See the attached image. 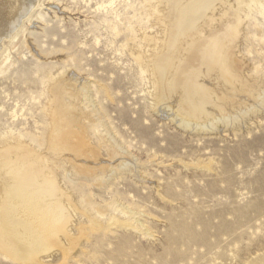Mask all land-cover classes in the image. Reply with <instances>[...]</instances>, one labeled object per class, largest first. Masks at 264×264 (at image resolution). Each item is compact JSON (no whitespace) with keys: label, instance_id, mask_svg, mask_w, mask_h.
<instances>
[{"label":"rangeland","instance_id":"obj_1","mask_svg":"<svg viewBox=\"0 0 264 264\" xmlns=\"http://www.w3.org/2000/svg\"><path fill=\"white\" fill-rule=\"evenodd\" d=\"M134 1L35 0L0 38V135L21 134L34 156L66 167L54 172L70 232L44 264H264V104L242 95L186 124L175 92L157 97L141 72L131 34L156 39L160 26ZM249 18L262 41L244 22L237 56L263 91L264 24ZM54 83L88 119L53 156Z\"/></svg>","mask_w":264,"mask_h":264},{"label":"bare ground","instance_id":"obj_2","mask_svg":"<svg viewBox=\"0 0 264 264\" xmlns=\"http://www.w3.org/2000/svg\"><path fill=\"white\" fill-rule=\"evenodd\" d=\"M25 1L26 9L19 8L24 0H0V38L10 32L16 21L35 2ZM137 1L144 10L145 18H154L160 31L156 39H151L142 31L137 34L138 31L137 35L131 34L134 36L133 48L138 54L145 53L143 58L137 54L136 60L138 64L141 63V72L149 74L152 87L158 91L157 97L165 91L175 92L173 98L186 124L188 120L211 121L212 113H224L228 103L232 108L241 106L244 103L239 96L242 95L254 97L264 104V90L255 89L256 80L245 71L237 56L238 39L244 32V22L249 21L248 27H253L247 29L246 37L259 44L262 41L258 25H250L249 16L255 13L264 24V0ZM125 7L132 9L130 4ZM142 20H145L144 17ZM141 24L137 28L144 22ZM124 25L127 24L124 22ZM127 30L134 32L130 26ZM184 53L192 56L187 63L184 62ZM257 79L260 88L263 79ZM57 87V84L51 87L53 108L50 111V141H55V144H50L49 151L53 156L63 147L62 142L68 136L69 129L74 124L85 125L88 119L78 103L69 99V95L66 98L57 95ZM5 135H0V257L16 264H44L50 246H60V238H67L70 232V219L62 205L66 194L58 188L57 171L54 170L66 167L58 164L57 160L52 161L54 158L50 161V158L34 156L21 141V134L10 132V138ZM67 207L72 208L69 203Z\"/></svg>","mask_w":264,"mask_h":264}]
</instances>
